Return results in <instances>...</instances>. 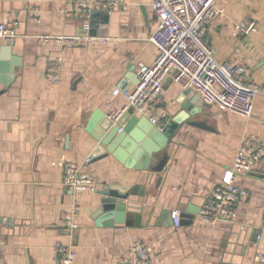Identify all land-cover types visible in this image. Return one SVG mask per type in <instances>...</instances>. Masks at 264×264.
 <instances>
[{"label": "crops", "instance_id": "0c3cea01", "mask_svg": "<svg viewBox=\"0 0 264 264\" xmlns=\"http://www.w3.org/2000/svg\"><path fill=\"white\" fill-rule=\"evenodd\" d=\"M125 2L127 9L92 11L90 33L100 39L70 47L39 36L83 33V20L72 14L73 0H0V17L19 22L16 40L0 43V264H59L58 244L75 246V264H115L136 237L156 249L153 264H264L258 257L264 254V234L257 238L264 225V155L238 178L249 196L238 203L233 221L206 223L200 217L241 141L250 135L264 140V93L246 118L205 102L201 106L195 89H183L169 77L154 107L161 123L183 110L184 99L198 98L202 111L178 128L165 168L139 170L141 159L129 167L112 154L95 156L100 125L93 116L107 114L110 102L123 109L126 99L113 90L132 91L138 65H151L157 56L149 40L158 25L151 0ZM216 7L220 13L206 35L216 59L245 65L251 79L264 85V0H217ZM251 24L255 29L247 30ZM236 25L247 31L235 35ZM58 61L60 78L52 81ZM130 108L121 117L125 122L139 115L127 114ZM160 157L156 154L152 165ZM66 161L78 162L98 190L71 191L64 183ZM139 178L149 211L113 225L96 217L99 190L132 186ZM75 198L82 207L80 228L63 231L58 219ZM180 208L195 216L176 227L167 212Z\"/></svg>", "mask_w": 264, "mask_h": 264}, {"label": "built area", "instance_id": "2783aa9c", "mask_svg": "<svg viewBox=\"0 0 264 264\" xmlns=\"http://www.w3.org/2000/svg\"><path fill=\"white\" fill-rule=\"evenodd\" d=\"M217 0H151L152 9L158 18L156 30L149 40L157 49L153 64L138 65V84L132 91H121L115 88L114 96L123 95L127 104L119 109L108 104L107 115L118 120L127 108L132 107L137 114L147 116L159 126L161 120L154 112L164 89L167 78L172 77L183 89H195L203 101L229 110L246 118H251L255 110V102L260 93H264V85L255 82L249 76L243 64L220 62L216 59V50L209 43L207 29L220 13L216 7ZM73 15L83 20V33L69 36H45V41H62L70 47L86 46L100 38L90 33L91 13L94 10L122 7L128 8L125 0H73ZM19 22L6 23L0 17V43H13L18 37ZM254 30L251 24L247 30ZM242 25L235 26V35L247 31ZM104 42L110 40L103 37ZM61 60L60 58L58 59ZM59 61L52 67V81H58L60 73ZM264 155V140L250 135L238 146L233 164L225 169L221 180L208 192L201 207L200 217L206 223L217 221H233L237 217L238 203L249 196V191L238 183L243 173L251 171ZM88 160H91L89 158ZM65 185L74 193L80 191L96 192L98 187L91 175L82 169L78 162L66 161ZM81 203L74 199L69 210L63 212L58 219L61 230L74 232L80 228L79 217ZM173 224L180 226L181 211H172ZM264 234V225L258 240ZM58 263L75 264L78 252L72 244H58ZM156 249L136 237L130 243L126 254L120 256L115 264H153ZM258 257L264 260V254Z\"/></svg>", "mask_w": 264, "mask_h": 264}, {"label": "water", "instance_id": "95a60500", "mask_svg": "<svg viewBox=\"0 0 264 264\" xmlns=\"http://www.w3.org/2000/svg\"><path fill=\"white\" fill-rule=\"evenodd\" d=\"M93 13L95 14L97 11ZM191 90L196 93L194 89L191 88ZM198 98L201 100L200 105L202 106L204 101L199 94ZM198 98H194L191 102L184 99L181 102L183 110L159 126L153 124L144 115H135L132 118H128L126 122L123 118L121 119L123 115L118 120L111 119L107 114L103 113L94 115L93 119H96L100 125L94 135L100 143L96 149L95 156L102 158L112 154L129 167L132 166L131 164L135 165L136 159H141V165L136 166L139 170L162 171L170 157L167 148L175 137L178 128L191 115L202 111L201 107H196ZM132 113H134V109L131 107L127 114ZM193 124L196 126L202 125L198 122H193ZM158 153H161V157L152 165ZM127 160H129V164H127ZM143 174L146 175L147 173ZM98 194L102 197L100 198V208L96 213V217L109 220L106 225H113L115 222L128 223L129 219L133 218L137 212L142 213L150 210L147 204L148 197L143 191V184L140 182V178L132 186L120 184L105 185L98 191ZM133 196L139 198L135 199L136 197L134 198ZM135 202H139L140 206H135ZM178 210L181 211L180 224L190 223L193 220L195 212L187 211L184 208ZM163 213L165 215V211ZM167 220L169 224H173L171 212H167Z\"/></svg>", "mask_w": 264, "mask_h": 264}]
</instances>
